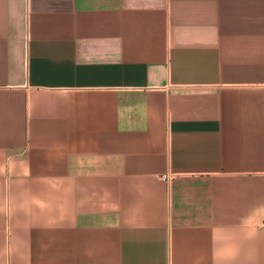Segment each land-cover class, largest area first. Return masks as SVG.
Returning a JSON list of instances; mask_svg holds the SVG:
<instances>
[{
	"label": "crops",
	"instance_id": "0c3cea01",
	"mask_svg": "<svg viewBox=\"0 0 264 264\" xmlns=\"http://www.w3.org/2000/svg\"><path fill=\"white\" fill-rule=\"evenodd\" d=\"M0 264H264V0H0Z\"/></svg>",
	"mask_w": 264,
	"mask_h": 264
}]
</instances>
